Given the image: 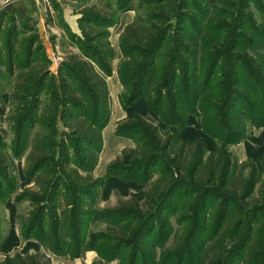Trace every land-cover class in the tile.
Returning <instances> with one entry per match:
<instances>
[{"label":"rangeland","instance_id":"obj_1","mask_svg":"<svg viewBox=\"0 0 264 264\" xmlns=\"http://www.w3.org/2000/svg\"><path fill=\"white\" fill-rule=\"evenodd\" d=\"M121 1H4L5 7L0 10V264H123V255L128 254V249L122 251V257L110 261L101 256L105 253L108 258L113 256L106 249L112 242L101 236L116 234L104 214L132 204L136 212L147 218L142 220L143 223L128 219L121 226L144 225L148 224L152 212L160 211L164 199L165 210L155 215L158 222L154 234L159 233L160 226L166 222L165 238L157 239L150 247L157 256L160 250L164 256L169 255L192 224V216L183 210L196 197H192L185 187L197 184L196 178L202 176L200 172L206 159L210 155H219L221 151L228 159V169L218 181L204 182L201 185L203 193L211 192L219 197L229 193L242 209L257 208L264 212V0ZM90 9L110 20L106 32L114 51L113 74L106 77L110 109L101 130L98 163L92 171L100 185L92 190L91 197H79L87 214L81 217L84 244H78L76 251L66 242L68 249L72 248L71 254H76L74 257L54 253L45 240H39L25 229L33 208L27 198L37 188L27 173L31 150L27 128L30 133H44L51 152L59 151L58 159L62 147L71 151L75 148L67 119L71 111L61 99L62 80L69 82L62 66L74 62V59L81 60L78 38L83 39V26L80 18ZM157 16L167 20L168 38L156 61L154 73L152 71V79L142 88L139 99L130 103L126 99L130 96L129 89L119 77L126 60L121 41L126 27L137 21L144 27L150 17ZM23 22L29 25V31L21 30ZM71 32L78 38L71 37ZM31 41L36 51L32 56L28 50ZM176 53L182 62L181 70L177 71L178 79L184 82L176 79L177 85L174 86L172 72L166 66ZM216 60H221L220 67L216 75L209 77ZM44 72L59 80L56 83L47 80L36 90L34 81ZM25 73H29L31 80L29 78L24 83L22 91L21 79ZM209 78L210 82L202 90ZM26 89L30 92L26 93ZM155 91L163 96L159 107L150 101ZM240 96L244 97L237 99ZM230 101H233L229 112L234 120L231 126L234 131L224 132L211 122L219 114L225 118L226 104ZM252 105L255 107L250 111L247 106ZM173 106L179 117L176 123L168 120L173 115L168 116L167 109ZM47 109H50L51 117L44 115ZM75 114L80 116L77 111ZM28 119L35 122L34 126L26 123ZM216 133L222 134V138L215 137ZM228 136L233 137L228 140ZM162 140L166 143L163 144ZM178 153L184 161L180 169L173 161ZM149 157L154 159L148 161ZM2 163L7 169L1 167ZM57 163L47 165L50 174L61 173ZM138 167L143 168L142 171H123ZM65 190L63 187L58 189L52 204L54 216L61 222L71 220L73 210V200ZM65 193L69 197L63 196ZM159 194L164 196L157 197ZM214 202V198L207 199L209 228L214 227L210 219L212 213H216L210 206ZM231 206L236 208L234 204ZM224 224L220 225L216 240L208 238V231L200 235L196 256L201 248V257L213 256V243L219 244L228 255L227 252L242 237V230L233 233L231 226L226 230L228 227ZM251 226L252 235L247 233V237H243L248 238L246 247L233 264H242L239 258L251 246L253 236L264 231V219ZM66 245L62 244L63 253ZM258 260L264 264V255Z\"/></svg>","mask_w":264,"mask_h":264},{"label":"trees","instance_id":"obj_2","mask_svg":"<svg viewBox=\"0 0 264 264\" xmlns=\"http://www.w3.org/2000/svg\"><path fill=\"white\" fill-rule=\"evenodd\" d=\"M162 1L164 0H159V2ZM4 14L7 15L6 13ZM166 21L167 20L163 19L162 16L150 17L148 22H145L144 27L140 25V21H137L125 29V37L121 41V50L126 60L123 62L124 67L119 71V77L122 84L129 89L128 93L130 96H126V99L130 103L139 99L142 88L152 79V71L154 73V66H157L156 61L160 58V51L168 38V31L165 27L167 25ZM171 23L170 21V24ZM80 25L83 26V28H81L83 39L78 38L73 32H71L70 35L71 37L78 38L82 57L81 60L74 59V62L62 66V72L68 77L69 82L63 79L60 85V87L62 86V91H60L63 92V97L61 98L63 104L71 111L67 119L69 121L68 127L70 128L71 136L74 139L75 148L71 151L62 147L60 149L61 158L58 159L56 155H59V151L51 152L46 138L44 137L45 134L34 131L30 133L29 128L26 127L27 133L30 135L28 138L31 148L27 160V173L29 179L37 188L31 191L27 198L32 202L33 208L26 221L27 227H25V229L30 235L34 234L39 240H45V244H47L54 253L68 255H72L71 253H73V251H71L72 248H70V250L68 249V244H72V247H74L76 251L79 246L84 244L83 221H81V217L87 214L86 210L82 208L83 203L79 197H91L92 190L100 185V180L92 176V171L98 163V154L102 145L101 130L107 122L110 109V94L106 83V77L113 74L111 61L114 58V51L111 49L110 43L108 42L109 33L106 32L110 26L109 18L100 14L95 9H90L83 13V16L80 18ZM21 30H23V32L24 30L29 31L30 27L27 23L23 22ZM34 42L31 41L28 48L30 56H32L33 53L35 55L36 52L33 50L32 44H34ZM181 49L182 48L179 50L181 51ZM179 53H176V57L172 56L171 63L168 62L166 66L167 69L172 72V85L174 86L177 85V81H175L178 79L177 71L181 70L182 64L178 58ZM220 61L221 60H216L209 77H211V75H216L215 73L220 67ZM150 69H152L151 73H149ZM29 78L31 80L29 73H25L24 77L21 79L20 89L22 91H24V83ZM51 79L55 83L59 80L54 75L50 76L49 72H44L40 79L36 78L34 81L36 90L41 88L47 80L50 81ZM210 79L211 78L205 82L206 85H203L202 90L206 88ZM178 80L184 82L183 79ZM178 86H180V84H178ZM163 89H165V87ZM25 92L29 93L30 90L26 89ZM158 92L159 91H155L154 94H151L152 97L150 101L155 106L159 107L160 103L163 101V96L160 92L158 95ZM32 93L33 91L31 94ZM242 97L244 96L237 97V99H242ZM232 103L233 101H230L226 104L227 110L225 112V118L219 114L211 122L213 126L224 132L234 131V128L231 127L234 120L232 114L229 112L232 109ZM254 107L253 105L247 106L250 111H253ZM169 108L167 109L169 112L168 116H173L168 118V120H173L174 123L178 122L179 117L175 112L174 106L172 109ZM76 111L79 112L80 116L75 114ZM44 115L46 117H51L50 109L45 110ZM26 123L33 126L35 124L31 119H28ZM49 134L52 135V132ZM215 137L222 138V134L216 133ZM231 137L233 136H228L227 139L229 140ZM162 141L163 144L166 143V140ZM50 156H53V158H50ZM148 156L151 155L149 154ZM176 157V160L173 161L177 165V168L180 169V166H183V157H181L179 153ZM151 159L154 158L149 157L148 161ZM202 160L203 156H201L200 163ZM54 161L59 163L58 167L61 171L60 174H50L48 171L49 169H47V165ZM72 164L75 166L72 167ZM228 166L229 162L225 157L224 151H221L219 155L217 154L216 156L210 155L201 169L200 175L202 176L196 178L197 184H192L188 186V188L185 187L187 191L192 193V197L194 195L196 197L195 201L193 203L190 202L188 207L186 206L183 210L185 213L192 216V224L189 229H186L177 246L173 248L174 251L170 250L169 255L166 254V256H164V252L160 250L159 256H157L156 252L150 247V244L156 242L157 239L160 240L163 237L165 238L164 231L166 222H164V225L160 226L159 233L154 234L158 222L155 215L165 210L166 199H164L160 211L152 212L149 220L146 219L148 220V224L144 225H137L135 223L132 226L126 224L121 226V224L125 223L128 219L143 223L142 220L147 218V216L144 217V215H140L136 212V208L132 204L123 206L122 209L107 211L106 214H104V219L116 229L114 231L116 234L101 236L104 240L112 242L111 246H108L106 249L109 253L113 254V256L109 258L106 253L105 256L100 254L102 258L107 261L117 259L122 257L123 250L128 249V254L123 255V264H233L234 259L238 257L240 255L239 253L246 247L248 238L243 237H247L245 236L248 235L247 233H250V236L252 235V223L260 221L261 219L263 221L264 212L257 208H253L249 211L242 209L240 206H237V202L231 199L229 193L225 195L221 194L220 197L211 192L203 193V187L201 185L204 182L213 183L218 181L221 175L226 172ZM1 167L7 169V166L3 163ZM147 168H149V166H147ZM142 169L141 167L135 169L126 168L123 171L137 173L142 171ZM62 187L66 189L65 191L70 194L73 200V210L70 214L71 220H64L63 222H61L59 217L54 216V211H52V204L58 194L57 191ZM162 192H164V190ZM67 193L63 194V196L69 197ZM162 195L163 194H159L157 197ZM208 198H214L215 202L214 204L211 203L210 206L216 211V213H212L210 217L212 225H214V227L210 228L207 227L209 216L206 212V206H208ZM203 199L204 201L201 203L200 200ZM217 200H220L219 204ZM233 204L236 205V208L231 206ZM233 210L234 213H232ZM73 216L75 219L72 218ZM249 219L251 220V224L247 226L246 224ZM223 222L225 223L224 226L228 227L226 230L231 226V231L233 233H239L240 229L242 230L240 234L242 237L238 238L234 246L227 252L228 255L225 254L219 244L213 243L215 251L213 256H207L206 254L201 257L200 252L202 248L199 250V255L196 256L195 249H198L200 235L208 231V238L216 240L218 232L220 231V225ZM62 234L63 238H61ZM52 241H54V244ZM66 242L69 243L67 244ZM164 242L165 240L163 244ZM62 244H67L65 253H63ZM149 251H152V253ZM151 254H153L152 258H150ZM262 255H264V231L260 230L253 236L251 246L248 248L245 255L241 254L239 260L242 264H261L258 258ZM72 256L75 257L76 254ZM253 257L255 258L254 260Z\"/></svg>","mask_w":264,"mask_h":264},{"label":"built area","instance_id":"obj_3","mask_svg":"<svg viewBox=\"0 0 264 264\" xmlns=\"http://www.w3.org/2000/svg\"><path fill=\"white\" fill-rule=\"evenodd\" d=\"M4 1H9V0H0V10L3 9L5 7V4Z\"/></svg>","mask_w":264,"mask_h":264},{"label":"crops","instance_id":"obj_4","mask_svg":"<svg viewBox=\"0 0 264 264\" xmlns=\"http://www.w3.org/2000/svg\"><path fill=\"white\" fill-rule=\"evenodd\" d=\"M25 0H23V2H24ZM37 6V5H36ZM11 9V8H10ZM6 11H8L9 9H5ZM20 12H21V10H19ZM35 15H38V12H35ZM34 15V16H35ZM24 18L26 19V20H28L26 17H25V14H24ZM40 30H41V26H40V28H39ZM110 92H111V90H110Z\"/></svg>","mask_w":264,"mask_h":264}]
</instances>
